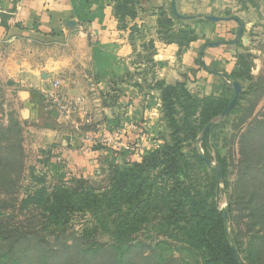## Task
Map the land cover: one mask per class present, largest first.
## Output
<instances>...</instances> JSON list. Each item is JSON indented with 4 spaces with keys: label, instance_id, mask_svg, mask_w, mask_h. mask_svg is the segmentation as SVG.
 <instances>
[{
    "label": "trees",
    "instance_id": "1",
    "mask_svg": "<svg viewBox=\"0 0 264 264\" xmlns=\"http://www.w3.org/2000/svg\"><path fill=\"white\" fill-rule=\"evenodd\" d=\"M137 6L136 0L117 3L115 14L120 28H125L127 19L137 17ZM170 14L180 22L203 20V16L178 18L172 7ZM129 40L133 45V39ZM200 64L205 68L203 62ZM154 88L160 91L161 123L169 129L168 137L162 134L159 144L139 162L108 165V175L99 185L84 178H73L68 185L56 183L51 188L40 182L19 202L22 209L29 210L26 218L39 225L34 228L18 225L9 215L5 216L13 208L16 201L13 197L21 187L26 154L23 127L15 112L6 111L0 91V264H48L59 253L46 251L47 240L64 236L77 214L87 216L91 227L107 234L112 242L91 247L79 241L78 261L73 264H99L98 261L100 264H150L151 258L145 254L137 258L134 255L137 249L145 250V244L128 241L139 232L164 237L154 248L173 250L178 257L173 258L172 264H246L231 236L232 215L234 207L243 205L250 212L252 226L264 224V140L260 142L263 155H254V161H248L254 165H244L236 175L234 192L225 208L232 241L229 242L224 215L218 205L219 196L224 193L220 185L226 184V162L224 159L217 162L220 180L209 164L212 162L208 143L214 126L201 138L203 127L189 128L178 123L175 107L184 89L183 82L171 85L157 81ZM226 106L224 103L216 108L214 114ZM257 129H264V122ZM253 132L249 129L241 136L243 152L251 144ZM195 143L203 150V156L199 155ZM44 178L41 175L34 179ZM36 213L44 221H37ZM247 260L249 264L254 262L250 254Z\"/></svg>",
    "mask_w": 264,
    "mask_h": 264
},
{
    "label": "crops",
    "instance_id": "2",
    "mask_svg": "<svg viewBox=\"0 0 264 264\" xmlns=\"http://www.w3.org/2000/svg\"><path fill=\"white\" fill-rule=\"evenodd\" d=\"M119 1L0 0V86L15 102L23 148L36 150V172L45 178L86 179L100 167L139 162L157 138L160 91L146 64L135 63L145 62L134 58L146 46L131 44L130 26L152 21L171 0H136L137 17L124 29L115 14ZM218 5L176 0L187 17L210 15ZM175 59L166 52L157 61Z\"/></svg>",
    "mask_w": 264,
    "mask_h": 264
},
{
    "label": "rangeland",
    "instance_id": "3",
    "mask_svg": "<svg viewBox=\"0 0 264 264\" xmlns=\"http://www.w3.org/2000/svg\"><path fill=\"white\" fill-rule=\"evenodd\" d=\"M171 7L167 5L156 8V18L150 22L131 24L130 31L133 35L130 38L133 39V45L136 41L138 45L146 46V51L137 53L134 60L145 61L135 63H145L146 69H150L153 86L157 81L171 85L183 82L184 89H181L180 101L175 107L176 120L180 125L198 129L205 128L211 122H217L213 125L214 128L209 136L208 154L214 166H217L219 159H224L226 162V184L221 183L220 189L224 193L220 194L218 200L219 207L224 209L234 192L237 173L244 165L249 166L252 163L248 162L249 160L254 161V155L256 157L263 155L260 151V142L264 140V129L257 128L264 122V0H219L218 7L209 15L229 18L219 22H207L204 19V21L180 22L171 16ZM183 16L187 17V15ZM214 42H221V44L208 47L209 43ZM169 45L175 46L176 51H170ZM166 52L175 56V62L157 61L159 55ZM201 62L204 63L205 68L201 66ZM159 69L166 70L164 80L157 77ZM235 82L241 86L236 105L224 119H220L225 109L216 114L214 112L224 103L229 105L234 96L232 84ZM3 90L0 86L2 94ZM3 99L6 111L14 112L15 102L11 98L3 97ZM158 104L159 122H161L160 95ZM158 128H160L159 132L157 131L158 135L154 134L157 138L153 137L154 140L151 139L149 143H146L150 149L159 144L162 134L167 138L170 133L164 122L158 123ZM249 129L253 130L254 134L251 136V144L243 152L241 136L248 133ZM197 144L195 143V146ZM35 151L28 147L25 148V170L21 187L17 195L13 197L16 200L13 208L7 210L5 215H9L14 222L19 223L18 225L32 228L39 225L35 220L26 218L29 210L22 209L19 203L26 198V193L33 187L39 186L40 182L51 188L56 183L68 185L72 180L53 181L47 177L44 180L34 179L41 176L36 172L40 165L35 157ZM102 169L103 172H101ZM107 175V167H100L96 177H89L86 180L99 185L100 180ZM37 214L36 220L44 221L42 214L40 215L42 218ZM249 214L250 212L243 205L234 207L231 236L235 239L240 257L246 264H249V259L246 261L248 254L254 261L250 264H263L264 224L252 226L253 221ZM72 218L71 227L64 236L59 239L50 237L47 240L46 251L59 253L55 254L48 264L77 262L76 248L79 247V241L83 246L91 247L95 244L108 245L112 242L107 234L93 229L94 226L91 227L87 216L82 217L77 214ZM87 229L89 231L85 232ZM164 240V237L155 234L139 232L130 236L128 241L146 246L145 250H135L136 258L143 253L151 258L150 264H172L173 258L178 257L173 250L154 248L158 242ZM98 263L101 262L98 261Z\"/></svg>",
    "mask_w": 264,
    "mask_h": 264
},
{
    "label": "water",
    "instance_id": "4",
    "mask_svg": "<svg viewBox=\"0 0 264 264\" xmlns=\"http://www.w3.org/2000/svg\"><path fill=\"white\" fill-rule=\"evenodd\" d=\"M171 6H172V12L173 14L178 17V18H188V17H185V16H182L178 13L177 11V8H176V0H171ZM203 19L204 20H207V21H212V22H219V21H223V20H227L229 18H219V17H215V16H209V15H205L203 16ZM240 34V32H239ZM221 44V42H214V43H209L208 46L210 47H214V46H219ZM232 87H233V90H234V96L231 100V102L229 103V105L225 108V110L222 112V114L220 115V119H224L227 114L229 113V111L232 109L234 103L236 102L238 96H239V93L241 91V86L235 82L232 84ZM217 122H211L209 123L205 128H204V132H203V135L201 136V138H203L204 134L208 131V129L210 128V126L212 125H215ZM197 150H198V153L200 156H203V152L202 150L200 149V146L199 144H197ZM210 166L216 171V176H217V179H221V172L219 170V168L217 166H214L212 163H209ZM222 212H223V215H224V222H225V228H226V231H227V236L229 238V242H232L231 241V238L229 237V230H228V219H227V213H226V209H221ZM231 248L233 250V253L235 254V256H237V250L235 248V246L233 244H231Z\"/></svg>",
    "mask_w": 264,
    "mask_h": 264
},
{
    "label": "built area",
    "instance_id": "5",
    "mask_svg": "<svg viewBox=\"0 0 264 264\" xmlns=\"http://www.w3.org/2000/svg\"><path fill=\"white\" fill-rule=\"evenodd\" d=\"M59 86H60V83L59 82H55L54 85H53V87H55V88H58Z\"/></svg>",
    "mask_w": 264,
    "mask_h": 264
}]
</instances>
